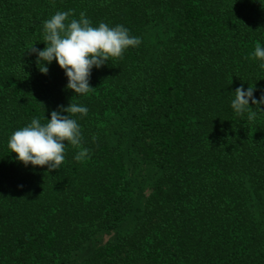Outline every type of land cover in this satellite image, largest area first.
Segmentation results:
<instances>
[{
  "label": "trees",
  "instance_id": "trees-1",
  "mask_svg": "<svg viewBox=\"0 0 264 264\" xmlns=\"http://www.w3.org/2000/svg\"><path fill=\"white\" fill-rule=\"evenodd\" d=\"M69 9L141 39L79 98L30 51ZM258 43L264 0H0V264H264V112L230 106L264 94ZM69 103L87 156L17 161L12 132Z\"/></svg>",
  "mask_w": 264,
  "mask_h": 264
},
{
  "label": "clouds",
  "instance_id": "clouds-1",
  "mask_svg": "<svg viewBox=\"0 0 264 264\" xmlns=\"http://www.w3.org/2000/svg\"><path fill=\"white\" fill-rule=\"evenodd\" d=\"M71 15L69 9L57 11L46 19L42 26L45 47L40 50L33 45L30 51L36 54V64L42 74H47L48 65L55 60L67 78L66 89L79 98L93 89L89 81L94 67L99 69L110 58H122L128 48L139 46L141 39L130 35L129 29L123 25L109 26L99 22L93 26L84 11L80 12L79 19H69ZM253 55L259 60V67L264 69V47L258 43ZM254 90L251 86L235 90L230 106L236 116L246 114L247 120L252 121L257 108L264 112L261 110L264 94L257 100ZM58 107L59 111H51L50 119L44 118L46 122L33 117L8 138L11 153L14 152L15 159L24 166H47L49 171L59 169L65 160L67 144L79 149L74 159L79 161L87 156L88 149L82 147L83 136L77 120L88 114V108L76 103Z\"/></svg>",
  "mask_w": 264,
  "mask_h": 264
}]
</instances>
